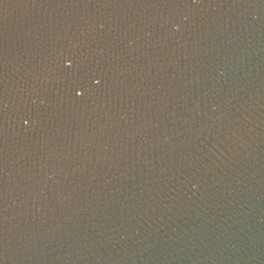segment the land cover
I'll return each mask as SVG.
<instances>
[{
    "label": "water",
    "instance_id": "obj_1",
    "mask_svg": "<svg viewBox=\"0 0 264 264\" xmlns=\"http://www.w3.org/2000/svg\"><path fill=\"white\" fill-rule=\"evenodd\" d=\"M0 264H264V0H0Z\"/></svg>",
    "mask_w": 264,
    "mask_h": 264
}]
</instances>
